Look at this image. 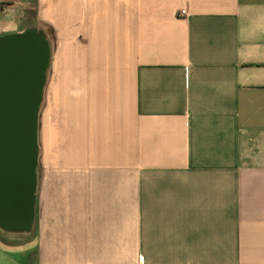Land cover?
<instances>
[{"label": "crops", "instance_id": "crops-1", "mask_svg": "<svg viewBox=\"0 0 264 264\" xmlns=\"http://www.w3.org/2000/svg\"><path fill=\"white\" fill-rule=\"evenodd\" d=\"M28 29L32 216L0 264H264V0H0Z\"/></svg>", "mask_w": 264, "mask_h": 264}, {"label": "water", "instance_id": "water-1", "mask_svg": "<svg viewBox=\"0 0 264 264\" xmlns=\"http://www.w3.org/2000/svg\"><path fill=\"white\" fill-rule=\"evenodd\" d=\"M50 46L36 30L0 36V222L27 226L38 158V109Z\"/></svg>", "mask_w": 264, "mask_h": 264}, {"label": "built area", "instance_id": "built-area-1", "mask_svg": "<svg viewBox=\"0 0 264 264\" xmlns=\"http://www.w3.org/2000/svg\"><path fill=\"white\" fill-rule=\"evenodd\" d=\"M182 15H185L186 14V12H185V10L183 9V10H181V12H180Z\"/></svg>", "mask_w": 264, "mask_h": 264}]
</instances>
